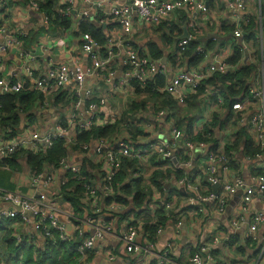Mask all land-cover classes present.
<instances>
[{
    "label": "built area",
    "instance_id": "built-area-1",
    "mask_svg": "<svg viewBox=\"0 0 264 264\" xmlns=\"http://www.w3.org/2000/svg\"><path fill=\"white\" fill-rule=\"evenodd\" d=\"M16 1L27 3L32 13L42 17L47 29L52 26L45 8L48 0ZM222 4L225 16L219 20L220 30L210 35V40L218 47H207L198 41L194 55L203 54V61L191 65L187 46L197 41L204 26L201 22H216L214 15ZM5 5L0 0V7ZM263 6L264 0H256L259 25L252 32L249 31L252 9L248 0H53L51 11L70 21L68 27L59 26L61 33L57 41L66 44L75 33L78 49L59 61L54 46L42 43L41 53L36 58L32 56L35 53L22 52L28 61L33 60L24 66L22 77L0 74V95L27 88L45 95L42 108L34 111L36 115L49 109L57 94L75 97L71 104H64L66 106L53 123L49 116L41 122L26 118L19 132L14 134L9 130L6 135L0 131V169L9 168L6 160L17 153L29 150L36 155L45 154L60 139H64L70 149L68 156L61 157L57 163H45L40 171L21 158V169L13 170L20 173V188L0 185V218L12 221L16 243L36 250H44L50 244L62 251L65 244L75 241L73 261L76 264H90L92 255H104L107 262L119 261V264H234L236 256L241 255L255 260V264H264ZM181 12L187 14L189 21L182 25V34L176 38L184 35L185 26L188 36L178 41L176 49L165 45V55L154 58L149 49V44L154 42L147 40L146 34L154 35L156 28L171 25L173 18ZM32 20L29 19L30 25ZM82 24L102 27L106 41L101 43L83 32ZM226 25L232 27L230 33L225 31ZM190 26L193 27L191 32ZM27 31L24 26L0 25V67L6 55L16 45H22ZM162 32L161 35L168 29L163 28ZM252 33L254 37H250ZM237 48L242 57L235 63L230 62ZM244 63L255 64L257 74L251 79L247 96L235 102L229 113L220 95L213 101H205L199 95L200 105H205L202 109L205 114L189 130L179 127L176 120H168V113L162 110L156 116L145 115L144 120L134 125V130L135 127L144 130L135 138L126 125L114 135L92 139L80 144L79 149L75 148L77 138L83 132L117 124L127 103L124 101L119 106L118 96L126 99L127 94H136L133 81L143 84L163 78V91L182 107L204 81L216 73H234ZM208 87L210 96H215L214 87ZM130 99L134 98L127 97L128 101ZM217 111L224 115L223 127L215 126L205 133L203 140H194L190 134L203 133L206 124L212 120V113ZM153 121L169 126L165 138ZM154 129L158 131L155 137V131H151ZM240 130L247 131L262 153L251 157L237 150H227ZM213 131L215 144L212 142ZM196 153L203 162L199 166L193 162ZM153 156L168 162L156 166L151 162ZM85 161L93 165L88 168L93 181L83 183L86 209L83 216H78L71 204L61 203L59 198L71 178L86 180L83 176ZM125 162H135L128 178L143 177L148 193L143 206L132 212H138L140 224L122 222L120 213L126 215L132 211L128 205L116 201L106 203L108 196L115 193L113 181ZM156 169L169 175L154 181ZM202 177L207 179L205 184L201 182ZM129 181L127 179L126 183ZM69 190L74 191L75 186ZM172 190H180L184 198L177 200L172 196L169 201ZM239 192V201L227 214ZM162 209L167 215L174 210L178 216L171 218L166 227L159 226L155 241L149 240L148 233L142 232L143 224L147 220L158 223L155 212ZM200 216L205 219L206 227L190 238L188 254L176 255V245L171 241L163 250L156 249L158 238L169 227L173 226V233L181 237L186 224ZM212 217L217 220L213 221ZM110 244L123 246L122 256L115 255V248ZM240 247L245 252L240 251ZM0 264L8 263L0 258Z\"/></svg>",
    "mask_w": 264,
    "mask_h": 264
},
{
    "label": "trees",
    "instance_id": "trees-1",
    "mask_svg": "<svg viewBox=\"0 0 264 264\" xmlns=\"http://www.w3.org/2000/svg\"><path fill=\"white\" fill-rule=\"evenodd\" d=\"M53 0H48L45 5L47 16L50 19V24L52 26H65L68 27L70 25L69 19L61 18L58 14H54L51 11ZM180 20L171 22V25H163L155 29V31L163 30V28H167L168 32L164 33L162 37L165 40V43L168 45L171 42L174 46V49L177 48L178 43L175 48V39L177 36L182 34V25L187 23V14L185 12H181L179 14ZM257 26L256 17L253 16L251 20V24L249 26V31L254 32V29ZM225 31L230 33L232 30L231 26H224ZM81 29L85 33L91 34L96 40L101 43L106 41L104 36V31L102 27H95L90 24H82ZM255 35L252 33L250 37H254ZM24 40H26L24 38ZM171 45V44H170ZM199 43L197 41H192L187 46V55L190 57V64L197 65L203 61V54L194 55V51L198 47ZM149 49L154 58L158 59L165 55V50L158 45L157 43H150ZM242 52L239 48L235 50V54L229 59L230 62H237L241 59ZM258 67L255 64H247L244 63L240 66L234 73L228 74H220L216 73L211 78L207 79L203 82L200 88H197L196 93L190 94L191 96L187 100V105L181 109L180 106H177L176 101L171 97L167 92L163 91L165 86V80L163 78H158L155 81H149L148 83H141L139 81H133L132 85L136 91V94L139 97L134 99H130L126 105H124V112L122 114L121 119L117 121L115 125H109L107 127H95L93 130L89 132H83L77 138L76 149L80 148V144L87 143L92 139L107 137L116 134L122 127L128 125L130 128V135L135 138L139 134L143 133L139 127H135L134 125L141 120L145 119V115L151 114L152 116H156L158 112L164 110L168 113V120H175L179 127L184 129H188L192 127V120L189 121L187 125H184V122H180V118L175 116V111L182 110V112H186L183 119L192 117V112H188L189 107L191 105L196 104V102H200L198 99L199 95L202 96L205 101L216 99V96L220 95L223 98L224 106L228 109V113L232 105L237 102L243 100L248 92L249 86L251 83V79L253 76L257 74ZM214 87L213 93L215 96H210V91L207 90L209 87ZM209 91V92H207ZM57 96V95H56ZM55 97V96H54ZM53 97V98H54ZM45 95L41 92H36L30 90L29 88L24 89L21 92L16 93H5L0 95V131L8 134L7 132L10 130L12 133L19 132L21 130L22 122H26V118L29 121H33L37 115L36 110L38 108H42L45 102ZM75 100V97H71V95L67 93H61L58 95L57 104H71L72 101ZM196 109V106L194 107ZM143 112V113H142ZM218 112V111H217ZM142 113V114H141ZM144 113H147L144 115ZM144 115V116H143ZM228 115V114H227ZM215 119L211 120L206 124L204 128V132L199 133L197 135L190 134L194 140H203L205 138V133L211 131L215 128L223 127L225 120H221L217 114H215ZM189 120V119H188ZM157 124V122H154ZM213 139L212 142L215 144L217 140L215 139V132L213 131ZM217 137V136H216ZM218 138V137H217ZM227 150L230 152L232 150H237L240 153L249 155L251 157H255L257 154L262 153V149L260 147L255 146L252 137L247 133L246 130H240L237 133V138L233 144L227 146ZM70 149L65 145L64 139L57 140L55 145L45 154H38L24 150L17 153L12 159L6 160V163L10 166L12 170H20L21 165L19 161L23 158L28 165L34 168L37 171L42 170L43 165L45 163L58 162L59 159L63 156L69 155ZM151 162L156 164V166H164L168 161L161 160L157 156H153L151 158ZM159 161V162H156ZM93 165L89 161H85L83 164V176L86 180H76L71 178L63 188H62V198L60 202H65V204H71L74 212L78 216H83L85 213V206L83 204V194H84V186L83 183L85 181L91 182L93 181V175L88 172V168ZM135 162H125L123 166V170H121L116 177L114 178V195H109V199L106 203L110 204L112 201L119 202L124 205H128L130 210L138 211V209L143 206L145 198H146V186L144 183L143 177H134L129 176V170L134 168ZM236 169V168H235ZM169 174L164 175L163 170L156 169L153 174L152 180L157 181L160 177H166ZM176 175L180 177L179 171H176ZM130 181L126 183V180ZM0 183L6 184L3 180L0 179ZM6 187L14 188L10 184H6ZM71 186H75L74 191H70L69 188ZM204 187H208L205 185ZM172 196H174L177 200H181L184 198L182 192L180 190H172L169 195V201H171ZM150 211V206L147 207ZM138 213V212H136ZM186 214H188V209H186ZM121 218L125 216V212L120 213ZM155 216L157 218L158 223L152 224L149 220L146 221V224H143L142 232L148 233L149 240H156V233L159 226L166 227L168 221L171 218H176L178 215L174 213V210L170 211V214L167 215L163 209L155 212ZM12 221L6 218H0V258L3 260H7L10 263L14 264H68L69 260L73 259L74 252L73 248L76 246V242H68L64 245L62 251H57L54 247L48 244L47 248L42 250H36L33 247L18 245L12 235L11 229ZM251 242L248 241V244ZM69 246V248H66ZM66 248V249H65ZM240 251L245 252L243 247L239 248ZM115 255H121L118 248L114 250ZM60 255V257L58 256ZM94 255H92L89 259V262L93 259ZM71 264H76V262H71Z\"/></svg>",
    "mask_w": 264,
    "mask_h": 264
},
{
    "label": "crops",
    "instance_id": "crops-1",
    "mask_svg": "<svg viewBox=\"0 0 264 264\" xmlns=\"http://www.w3.org/2000/svg\"><path fill=\"white\" fill-rule=\"evenodd\" d=\"M3 1L6 3V5L0 7V25H6L8 27H22V26H24V27H26V29H28V31L24 35L23 41L21 40L22 45L21 46L16 45L6 55L5 59L3 60V64L0 67V74L3 73L5 75H9V76H15V77L21 76L22 77L25 73V67L24 66L27 63L30 64L33 62V60L28 61L25 57H23L22 52L26 51V52H29L32 54L35 53L32 56L34 58H36V56H39L41 53L40 45L42 43L48 44V45L50 44V45L54 46L55 54H56L59 61L67 59V54L69 56H71L72 52H74L78 49L79 43L76 39L75 33L70 35L66 44H60L57 41L58 36L61 33V29L59 27L50 26V28L47 29L46 24H45L44 20L42 19V17L32 13V11L27 6V3H25V2H20V1H16V0H3ZM248 4H249V7H251V9H252V10H250V12L252 13V18H253V16L256 17L257 26H258L259 25V16H257V9L255 7L256 6V0H248ZM261 11H262L261 15H263L262 21L264 24V6L262 7ZM224 16H225V6L222 4L221 7L217 10V12L214 15V18L216 19L215 23L213 22V23L207 24L206 21L201 22L202 25H204V26L203 27L201 26L202 30L200 31V34H198L197 40L202 42V44L206 45L207 47H211V48L216 49L218 47V44H215L214 42H212L210 40V35H212L215 32H218L220 30L219 26H221V24L219 23V20H222V18ZM30 18L33 19L31 22V25L29 24ZM178 20H180L179 16L173 18L174 22H176ZM201 20H204V18H201ZM192 29H193V27L190 26V28H189L190 32L192 31ZM182 30H183V27H182ZM154 32H155L154 35H149V33H147L146 39L151 40L154 43H157L162 48L165 45H167L165 43L164 38L161 35L163 32L161 30H159V31L154 30ZM24 38L26 40H24ZM171 48H172V45H171ZM95 88H97V85H95ZM58 95L59 94H57V96H55L52 99L51 107L49 109H44L43 111L38 112L37 117H36V120L38 122H41L47 116H49L51 123L56 121L57 115L61 114L59 112L62 110V108H64L66 106L63 104L64 106L62 107L61 106L62 104H57V103H61V102H57ZM124 101L128 102L127 97H126V99H123V96L122 97L118 96L119 106ZM201 103H202V101L196 102V104H195L196 109H197L196 113L200 112L199 108L201 107V105H200ZM66 111H68V109ZM145 114H147V113H144V115ZM195 121H196V119L193 118L192 124ZM154 122H157L156 125L158 127L156 129L158 131H160V129H161V132L163 134V138H165L166 134L168 132L169 126L167 124L165 126H163L161 124V122H159V121H153V123ZM188 123L184 122V125H187ZM151 128H153V127H151ZM156 129L151 130V131H155ZM158 131L153 132L154 137ZM198 156L199 155L197 153L195 154V156H193V162L195 161L194 162L195 166H199V164H201V163L203 164L201 157L199 159ZM17 175L18 174L15 173L10 167L9 168L8 167H1V169H0V179L3 180L6 184L12 185L14 187L13 189L20 188V186L18 184V180L20 178V175H19V177H17ZM206 181H207V179L205 177L201 178V182L203 184H205ZM6 184L0 183L1 186H5V187L7 186ZM8 188H11V187H8ZM212 220L216 221L217 218L212 217ZM205 227H206V225L202 226L199 219H195L194 221L186 224L184 229H182V232H183L182 236L179 237L173 233V226H171L166 230V232L163 235H161L158 238V241L156 244V249L159 251L163 250L164 248H166L168 246V244L171 241L172 243H174L176 245L175 246L176 247L175 248L176 249V251H175L176 255L188 254V250H187L188 241L190 240V238L192 239L194 235H198L202 231H204ZM110 245L114 248H118V250H120V252H122V250H123V246H121V245H114V244H110ZM236 258H237V260H236V263H234V264H255V260L245 259L241 255L236 256ZM90 264H119V261H115L112 263L107 262L104 255H102V256H98V257H93Z\"/></svg>",
    "mask_w": 264,
    "mask_h": 264
},
{
    "label": "rangeland",
    "instance_id": "rangeland-1",
    "mask_svg": "<svg viewBox=\"0 0 264 264\" xmlns=\"http://www.w3.org/2000/svg\"><path fill=\"white\" fill-rule=\"evenodd\" d=\"M172 46H174L173 45V43L171 42L170 43ZM169 44V45H170ZM170 45V46H171ZM133 97V98H136V97H139L137 94H127V97ZM177 106H181V105H177ZM186 106V105H185ZM185 106H182V108H184ZM195 106L194 105H191L190 107H189V110H188V112H192V117H191V115H190V118H188V119H183L184 118V115L186 114V112H182V110L180 111V110H178V111H175V116L177 115L178 116V118H180V122H183V121H185V122H189V121H191L193 118H195L196 120H199V117L202 115V114H204V110L202 111V108H204L205 107V105L202 107H200L199 109H201L200 110V112H197L196 113V111H197V109H195L194 108ZM180 109H181V107H179ZM54 111V110H53ZM202 111V112H201ZM215 114H217V116H218V120H219V117H220V119L221 120H223V119H225L224 118V115H221V112L220 111H218V112H214V113H212V119L214 120L215 118ZM192 118V119H191ZM176 120V119H175ZM224 125V124H223ZM20 174V173H19ZM19 174L17 175V177H19ZM199 220H200V223H201V225L202 226H204V221H205V219L202 217V216H200L199 217ZM111 220H109L108 222H110ZM124 221H126V222H128V223H138V224H140L139 222H140V219H139V216L137 215V213H129V214H126L123 218H122V222H124ZM120 251V250H119ZM121 253V252H120ZM8 260V259H7ZM7 260H4V261H6L8 264H14V263H10V262H8ZM73 260V259H72ZM72 260H69L67 263L68 264H71V262H72ZM74 262V261H73Z\"/></svg>",
    "mask_w": 264,
    "mask_h": 264
},
{
    "label": "water",
    "instance_id": "water-1",
    "mask_svg": "<svg viewBox=\"0 0 264 264\" xmlns=\"http://www.w3.org/2000/svg\"><path fill=\"white\" fill-rule=\"evenodd\" d=\"M184 35L183 36H181V37H178V38H176L175 39V48H176V45H177V43H178V41L181 39V38H184V37H187L188 36V32H187V27L185 26L184 27ZM218 186H215V188H217ZM240 192L237 194V196H236V199H235V201H233L232 202V204L229 206V208H228V210H227V214H229L231 211H232V207L239 201V197H240Z\"/></svg>",
    "mask_w": 264,
    "mask_h": 264
}]
</instances>
